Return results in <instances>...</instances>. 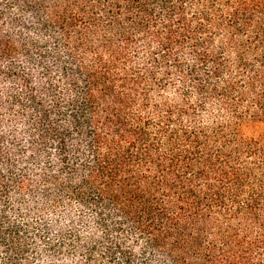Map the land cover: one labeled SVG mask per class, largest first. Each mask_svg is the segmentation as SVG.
I'll use <instances>...</instances> for the list:
<instances>
[{
  "label": "trees",
  "instance_id": "trees-1",
  "mask_svg": "<svg viewBox=\"0 0 264 264\" xmlns=\"http://www.w3.org/2000/svg\"><path fill=\"white\" fill-rule=\"evenodd\" d=\"M0 264H264V0H0Z\"/></svg>",
  "mask_w": 264,
  "mask_h": 264
}]
</instances>
